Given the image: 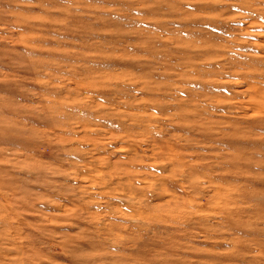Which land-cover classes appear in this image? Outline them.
Wrapping results in <instances>:
<instances>
[{
    "label": "rangeland",
    "instance_id": "1",
    "mask_svg": "<svg viewBox=\"0 0 264 264\" xmlns=\"http://www.w3.org/2000/svg\"><path fill=\"white\" fill-rule=\"evenodd\" d=\"M0 264H264V0H0Z\"/></svg>",
    "mask_w": 264,
    "mask_h": 264
}]
</instances>
